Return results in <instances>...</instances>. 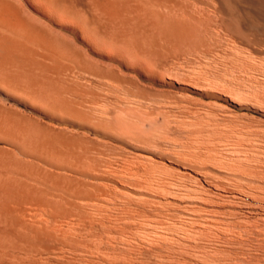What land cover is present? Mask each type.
Returning <instances> with one entry per match:
<instances>
[{
  "label": "rangeland",
  "instance_id": "1",
  "mask_svg": "<svg viewBox=\"0 0 264 264\" xmlns=\"http://www.w3.org/2000/svg\"><path fill=\"white\" fill-rule=\"evenodd\" d=\"M75 1H77L76 7L83 16L95 13L101 29L99 37L102 40L107 38L104 41H107L111 48L125 50L136 65L143 67L125 65L120 57L117 58L118 56L95 52L78 43L81 47L80 54L77 53V56L73 54L77 59L71 56L69 59L71 65L65 60L68 64L67 66L64 62L65 67L63 65L59 67L58 64L43 65V67L35 65L33 71H26L28 68L26 65H20L24 67V71L21 67H18V70L16 68L14 72L17 74L21 72L22 76L34 77V80L30 79L35 85L39 82L40 86L43 84L42 88L46 87L45 91L42 88V91L38 90L37 87L38 94L34 90L32 94L27 92L29 96L25 95L26 91L20 82V84L16 83L17 86L21 85L20 88L17 87L20 89L19 93L12 87L13 85L10 86L15 91L8 87L11 89H7L8 93L2 90L7 84L0 88L1 108L6 105L20 109L28 117L25 118V122L32 119L34 125L32 123L30 125L33 127L43 126L40 127L41 130L36 126L39 132L49 130L48 135L45 134L50 138L53 137V140L56 136L57 140L64 139L63 143L68 150L69 146L66 144L76 143L77 147L70 145L73 146L72 149L76 147L78 150L74 153L76 156L78 153L79 156L77 163L73 160L75 165H78L67 167L73 168L69 170L71 175L76 172L75 176L79 177V179L76 177L78 185L76 183L75 189L78 192L76 201H81L58 205V209L53 213L56 216L59 212L58 218L66 216L65 219L71 221L74 226L75 230H72V234L78 231L76 235H71L68 240L59 239L60 243L55 241L56 247L53 244L52 251L45 250L46 255H41L44 254V250L40 252L30 248L29 252V248H24V251L20 250L23 249L20 246L18 251V248L15 252L9 251L10 253L1 261L2 264H24V262L25 264H95L93 263L95 260L91 258L94 256L97 259L98 253L93 246L105 239L104 234L108 235V240L112 243H108L110 264H206V262L207 264H264V187L261 185L264 186V166H262L264 165V23L260 20L256 24L243 20L242 25L237 28L238 26L232 25L230 11L222 0H109L110 4L114 5L110 7L111 12L108 16H102L95 11L88 0ZM261 3L264 5L262 0H239L241 10L250 7L257 13L260 12ZM149 5L153 6V9ZM146 12L148 14H145ZM183 13L188 15H181ZM165 14H169L174 19L177 16L178 19L175 20L182 21V24L179 21L180 25L187 31L182 32L180 37L176 36V39H173L174 36L167 38L158 30L153 34L146 31L148 27L153 29L158 27ZM158 16H161L160 19ZM258 16L257 20L260 19ZM183 33L184 36L188 35L185 37L186 41ZM80 63H82L81 67ZM37 66L39 67L36 68ZM46 67L50 68L48 72L45 71ZM20 74L17 76L20 77ZM40 91L43 92V96L39 95ZM48 92L50 94L47 96ZM36 94L43 99L38 101L40 97L35 96ZM30 95L35 97L32 96V99ZM43 128L45 130H42ZM52 131H55V137L50 136ZM0 147L1 151L6 147V149L11 148L9 149L11 152L12 148L18 151L8 140L4 141L2 138ZM71 152H68V157L64 156L67 153L63 155L67 158H64L63 162H72L69 160L70 155V159H74ZM23 156L45 161L41 159L44 155L40 158V154V159L27 153ZM48 157L49 160L53 158ZM253 169V173L250 172ZM69 192L66 195L69 196ZM39 194L40 192L37 194L38 197ZM24 195H20L17 207L21 203V208L33 209L39 206L35 201L36 198L33 200L36 203L32 204L33 202H27L31 199V195L29 198L27 194ZM41 198L39 199L42 201ZM73 210L75 214L72 213ZM120 217L123 219L121 220ZM250 219L252 222L248 223ZM92 220L94 223L91 222ZM139 231L143 234H138ZM170 237H173L172 241ZM72 239L78 241L74 242ZM58 243L61 245L59 246ZM104 243L105 240L100 244ZM58 250L60 251L57 252ZM29 254L31 256L27 257ZM16 255L17 260H14ZM23 256L25 260H22ZM218 258L221 260H217ZM18 260L21 263H17Z\"/></svg>",
  "mask_w": 264,
  "mask_h": 264
},
{
  "label": "bare ground",
  "instance_id": "2",
  "mask_svg": "<svg viewBox=\"0 0 264 264\" xmlns=\"http://www.w3.org/2000/svg\"><path fill=\"white\" fill-rule=\"evenodd\" d=\"M89 2H91V6L92 8L97 11L98 13H100L102 16H108L109 12H111L110 7L113 6V2H111L113 5L110 4L109 0H88ZM87 1V2H88ZM113 1V0H112ZM116 1V0H115ZM156 1V0H155ZM167 1V0H166ZM223 3L227 6V8L230 11V17H231V23L232 25H236L238 26L237 28H239V25H242L243 20H249L251 22H256L257 21H262L264 23V5H260V12L257 13V11H255L253 8L250 7H246L244 8V10H241V6L239 4V0H222ZM264 2V0H262ZM76 2L75 0H0V88L5 87L7 84L6 88L2 89L3 91L7 92L8 87L11 88L10 85H13V88L17 89V92L20 90L17 87H21V85H23V89L26 91L25 95H28L27 92H30V94L34 93L33 91L38 89L41 90L42 85H39L40 82L36 85L35 83L31 80L34 77L31 76H22V73L20 71H22L24 69V67H21L23 65L28 66V68L26 69V71H33L35 65H39V66H47V65H55L58 64L59 67H62V65L64 64L65 60L69 63V59H71V56H73V58L77 59V53L78 55L80 54V50L81 47H79L81 43L84 46H86L88 49L90 50H94L95 52L99 51V52H103L102 54H111V55H115L118 56L117 58L120 57V59H122V62L125 63V65H130L132 66H138L135 64V62L125 53V50H118V49H113L110 47L109 43L107 41L102 40L99 37L100 31L101 29H99V25L98 22L96 20V15L95 13H88L86 14V16L82 15L80 13V11L78 10V8L76 7ZM130 2V1H129ZM152 2V1H151ZM165 1H163L164 3ZM158 3V2H157ZM156 3V4H157ZM133 4V3H132ZM164 5V4H163ZM150 6V5H149ZM168 6V4H167ZM151 7V6H150ZM153 7V6H152ZM151 7V9H153ZM165 7V6H164ZM182 7V6H181ZM112 8V7H111ZM146 8V7H145ZM148 8V7H147ZM169 8V7H168ZM173 8V7H172ZM171 8V9H172ZM110 9V10H109ZM133 9H135L133 7ZM150 9V8H149ZM82 10V8H81ZM86 10V9H85ZM118 11V9H116ZM170 10V9H168ZM87 11V10H86ZM162 11V10H160ZM164 11V9H163ZM179 11V10H178ZM182 12L184 11L181 10ZM154 12V11H152ZM83 13V12H82ZM165 13V11H164ZM244 13V14H243ZM261 13V14H260ZM145 14H148L147 12ZM153 14V13H152ZM158 15V13H156ZM173 14V13H172ZM191 14V13H190ZM259 14V16H258ZM110 15V14H109ZM118 15V14H117ZM127 15V14H126ZM136 15V14H135ZM154 15V14H153ZM162 15V14H161ZM174 15V14H173ZM177 15V14H175ZM181 15H185L184 13ZM188 15V14H187ZM185 15V16H187ZM148 16V15H147ZM152 16V15H150ZM258 16V18L260 19H256V17ZM114 17V16H112ZM116 17V16H115ZM114 17V18H115ZM158 16V19H160ZM163 20H161V24H158L156 28L153 29V27H148L146 28V31L150 32L153 34V32L155 33V31L158 30V32H160L162 35H164L165 37H173V39H176L178 37H180L182 32H186V28L180 25V22L182 24V21L180 20H175L178 19V17L176 16V18H172L169 14L168 15H164L162 16ZM126 18V17H125ZM152 18V17H151ZM186 18V17H185ZM110 19V18H109ZM112 19V18H111ZM141 20V18H139ZM154 19V18H153ZM157 19V21H158ZM114 20V19H113ZM129 20V19H128ZM182 20V18H181ZM190 20V19H189ZM104 21V20H103ZM155 21V20H154ZM180 21V22H179ZM118 22V21H117ZM135 22V21H134ZM187 22V21H186ZM189 22V21H188ZM195 22V21H194ZM101 23V22H100ZM191 23V22H190ZM114 24V23H113ZM145 24V23H144ZM148 24V23H147ZM254 24V25H255ZM153 25V24H152ZM188 25V24H187ZM198 25V24H197ZM231 25V26H232ZM253 25V26H254ZM147 27V26H146ZM208 27V26H207ZM115 28V27H114ZM183 28L185 31H183ZM129 29V28H128ZM140 29V28H139ZM207 29V28H206ZM114 30V29H113ZM104 31V30H103ZM137 31V30H136ZM140 31V30H139ZM196 31V30H195ZM239 31V29H238ZM107 32V31H106ZM115 32V30L113 31ZM143 32V31H142ZM191 32V31H190ZM198 32V31H197ZM103 33V32H102ZM185 33H183L184 36ZM187 34V33H186ZM105 35V33H104ZM102 36V35H101ZM188 35L184 36L185 37ZM191 36V35H190ZM194 36V35H193ZM104 37V36H103ZM134 37V35H133ZM152 37V35H151ZM176 37V38H175ZM125 39V37H123ZM153 38V37H152ZM162 38V37H160ZM158 39V38H157ZM172 39V38H171ZM129 40V39H128ZM153 40V39H152ZM151 40V41H152ZM166 40V39H164ZM183 40V39H182ZM113 41V38H112ZM163 41V40H162ZM169 41V40H168ZM171 41V40H170ZM177 41H179V38L177 39ZM186 41V39L184 40ZM191 42V41H190ZM151 43V42H150ZM162 43V42H161ZM164 43V41H163ZM167 43V42H166ZM176 43V40H175ZM155 44V43H154ZM174 44V43H173ZM171 45V44H170ZM121 46V45H120ZM152 46V44H151ZM162 46V45H161ZM160 47V46H159ZM171 47V46H170ZM176 47V46H175ZM79 48V49H78ZM149 49V48H148ZM152 49V48H151ZM156 49H158L156 47ZM155 49V51H156ZM83 50V49H82ZM79 51V52H77ZM87 51V50H86ZM76 55L74 57V55ZM157 56V55H156ZM158 58V57H157ZM68 59V60H67ZM75 59V60H76ZM79 59V58H78ZM86 59V58H85ZM74 60V61H75ZM147 60V59H146ZM73 61V60H72ZM81 61V60H80ZM91 62V61H90ZM96 62V61H95ZM66 63V62H65ZM78 63V62H77ZM80 63V67H81ZM95 64V63H94ZM98 64V63H97ZM21 65V66H20ZM33 67H32V66ZM65 65L68 66V64L66 63ZM69 65H71L69 63ZM76 65V64H75ZM150 65V64H149ZM14 66V67H12ZM17 66V67H15ZM39 66H37L36 68H38ZM64 66V65H63ZM79 66V65H78ZM140 66V67H139ZM139 68H142V65H139ZM18 67H21L22 70L18 71L20 73H16L14 72ZM31 67V69H30ZM41 67V68H42ZM65 67V66H64ZM76 67V66H75ZM157 67V66H156ZM20 68V69H21ZM47 69H45V71L47 70V72L50 70V68L46 67ZM55 68V66H54ZM68 68V67H67ZM93 68V65H92ZM29 69V70H28ZM49 69V70H48ZM25 70V69H24ZM23 70V71H24ZM44 70V69H43ZM41 70V71H43ZM157 70V69H156ZM25 71V72H26ZM40 71V72H41ZM70 71V70H69ZM44 72V73H47ZM43 73V74H44ZM69 73V72H68ZM67 73V74H68ZM158 73V72H157ZM20 74V77L17 75ZM28 74V73H27ZM78 74V73H77ZM153 74V73H152ZM26 75V74H25ZM68 75H72V74H68ZM92 75V74H91ZM208 75V74H207ZM215 75V74H213ZM75 76V73H74ZM77 76V75H76ZM19 77V78H18ZM29 77V78H28ZM93 77V76H92ZM202 77V76H201ZM213 77V76H212ZM216 77V75H215ZM31 78V79H30ZM210 78V77H209ZM236 78V77H235ZM80 79V78H79ZM208 79V78H207ZM34 80V79H33ZM78 80V79H77ZM87 80V79H86ZM204 80V78H203ZM213 80V79H212ZM40 81V80H37ZM63 81V80H62ZM90 81V80H89ZM105 81V80H104ZM207 81V80H206ZM214 81V80H213ZM217 81V80H215ZM219 81V80H218ZM258 81V80H257ZM15 82V83H14ZM21 85H16V83ZM71 82V81H70ZM106 82V81H105ZM109 82V81H107ZM13 83V84H12ZM214 83V82H213ZM88 84V83H87ZM15 85V86H14ZM3 86V87H2ZM114 86V85H113ZM38 87V88H37ZM11 88L13 91H15V89ZM45 88L43 86L42 90ZM8 89V90H11ZM257 89V88H256ZM1 90V89H0ZM23 90V92H24ZM41 90V91H42ZM49 89H47L48 91ZM255 90V89H254ZM39 93V95L43 96V92ZM57 91V90H56ZM60 91V90H59ZM64 91V90H63ZM37 94L38 91L36 90ZM55 92V90L53 91ZM58 92V91H57ZM61 92V91H60ZM258 91H256L257 93ZM11 92L9 91V94ZM19 93V92H18ZM21 93V92H20ZM254 93V91H253ZM255 93V94H256ZM262 93V92H261ZM264 93V92H263ZM262 93V94H263ZM37 94L35 96H37ZM50 93L48 92L47 96ZM14 94H12L13 96ZM23 95V96H25ZM67 95V94H66ZM258 95V94H257ZM256 95V96H257ZM16 96V94L14 95V97ZM18 96V95H17ZM29 96V95H28ZM31 98L33 95H30ZM33 96V97H35ZM41 96H37L40 97L38 99V101H41L43 98ZM61 96V95H60ZM262 96V95H261ZM259 97V96H258ZM28 98V97H26ZM25 98V99H26ZM42 98V99H41ZM24 99V100H25ZM30 99V97H29ZM33 99V98H32ZM30 99V100H32ZM264 99V98H263ZM262 99V101H263ZM20 100V99H18ZM22 100V99H21ZM27 101V99H26ZM35 101V98L34 100ZM3 102V101H2ZM31 102V101H30ZM5 103V102H4ZM29 103V102H28ZM33 103V102H31ZM35 103V102H34ZM78 103V102H77ZM6 104V103H5ZM4 104V105H5ZM30 105V104H28ZM11 106V105H10ZM33 106V105H32ZM25 118L26 117V113H24L23 111H21L20 109H15V108H10L9 106L6 107L2 106V108L0 107V139L2 138V140L7 141L13 145L15 148H17L18 151H15L14 148H12V152L9 151V149L5 150H0V264H2L3 262H1L3 260L4 257L7 256V254H9L11 250H14V252L16 251L15 249L20 247L23 249L18 248L17 251L20 250H24L26 248H29L28 251L30 252V248L33 250H38L41 252V250H44L43 253L45 252V250H50L52 251L53 247L52 245L55 244L54 247H56V243L59 242V239H69V237L71 235H76V233L72 234V230L74 229L73 224H71L72 222L65 219V217H60L58 218L56 214V216H54L55 213L54 210L58 209V205L61 204H72L77 200L78 197V192L77 189H75L76 187V183L78 185V176H75V174H70V169L68 168L69 166H73V164L75 165V162L77 163V158H79L78 153L77 156L76 153L78 150H76V143H68L66 144L67 148L65 147V144L63 143V141H60V139H56L58 138L57 136H54L55 131L50 132L51 134L53 133V135L50 134V136H54L55 140H53L52 138H50L48 135L49 130H46L44 133L41 131L39 132L40 127L42 128L43 126H36L33 127L32 125H34V121H29L25 122ZM39 122V121H38ZM42 122V121H41ZM29 123V124H28ZM32 123V125H30ZM36 124V123H35ZM39 124V123H38ZM41 125V123H40ZM204 127V126H203ZM57 128V127H56ZM55 128V129H56ZM205 128V127H204ZM207 128V127H206ZM50 129V128H49ZM54 129V130H55ZM41 130V129H40ZM42 130H45L44 128ZM201 130V129H200ZM210 130V129H209ZM48 131V132H47ZM202 131V130H201ZM65 132V131H64ZM200 132V131H199ZM47 135H46V134ZM58 136L59 133H57ZM56 134V135H57ZM71 134V133H70ZM217 134V133H216ZM162 135V134H161ZM203 134H201L202 136ZM210 136V134H208ZM198 136V135H197ZM212 136V135H211ZM68 137V136H67ZM172 137V136H171ZM204 137V136H203ZM6 140H5V139ZM197 138V137H196ZM210 140H208L209 142ZM66 142V141H65ZM199 142V141H198ZM197 142V143H198ZM205 143V141H202ZM220 142V141H219ZM213 143V142H212ZM222 143V142H220ZM8 144V143H7ZM75 145V149L73 151L71 145ZM199 144V143H198ZM196 144V145H198ZM209 144V143H208ZM206 144V145H208ZM214 144V143H213ZM224 144V143H223ZM203 145V144H202ZM205 145V144H204ZM210 145V144H209ZM228 145V144H227ZM200 146V145H199ZM212 146V145H211ZM204 147V146H203ZM214 147V146H213ZM232 147V146H231ZM70 148L72 150H70ZM82 148V147H81ZM0 149H2L0 147ZM210 149V147H209ZM212 149V148H211ZM228 149V148H227ZM14 150V152H13ZM204 150V149H203ZM217 150V149H216ZM4 151V152H3ZM8 151V152H7ZM72 151V152H71ZM80 151V150H79ZM189 151V150H188ZM197 151V150H194ZM199 151V150H198ZM205 151V150H204ZM202 151V152H204ZM208 151V150H206ZM224 151V150H223ZM258 151V150H257ZM19 152V155H18ZM68 152L72 153V156L74 159H70L71 155L69 156V160L71 161H65L63 162L67 155ZM192 152V151H191ZM214 152V149L213 151ZM230 152V151H229ZM235 152V151H234ZM244 152V151H243ZM246 152V151H245ZM24 153L30 154L31 156H35L37 158H39V154H40V158L41 155L43 156L41 159H44L45 161H47V163L41 162L40 160H37L36 158L34 159L33 157L30 156H23ZM67 153V154H66ZM70 153V154H71ZM197 153V152H196ZM206 153V152H204ZM258 153V152H257ZM66 154V155H64ZM74 154V155H73ZM184 154V153H181ZM192 154V153H191ZM202 154V153H201ZM209 154V153H208ZM207 154V157H208ZM211 154V153H210ZM216 154V153H215ZM218 154V153H217ZM235 154V153H234ZM65 157H64V156ZM93 155V154H92ZM193 155V154H192ZM191 155V156H192ZM197 155V154H196ZM203 155V154H202ZM201 155V156H202ZM229 155V154H228ZM231 155V154H230ZM245 155V154H244ZM243 155V156H244ZM263 155V154H262ZM45 156H51V160H49L47 157L45 158ZM63 156V158H62ZM88 156V155H87ZM97 156V155H96ZM187 156L188 153H187ZM195 156V155H193ZM213 155H211L212 157ZM217 156V155H216ZM238 156V155H237ZM260 156V155H259ZM264 156V155H263ZM58 157V158H57ZM68 157V156H67ZM111 157V156H110ZM203 157V156H202ZM206 157V156H204ZM214 157V156H213ZM218 157V156H217ZM220 157V156H219ZM225 157V155H224ZM229 157V156H228ZM39 158V159H40ZM56 158V159H54ZM60 158V159H59ZM65 158V159H64ZM85 158V157H84ZM188 158V157H187ZM197 158V157H196ZM226 158V157H225ZM224 158V159H225ZM250 158V157H249ZM252 158V157H251ZM260 158V157H259ZM258 158V159H259ZM54 159V160H53ZM62 159V160H61ZM64 159V160H63ZM110 159V158H109ZM195 159V158H194ZM200 159V158H199ZM222 159V160H224ZM255 159V158H254ZM75 162H74V161ZM103 160V159H102ZM193 160V159H192ZM215 160V159H214ZM231 160V159H230ZM43 161V160H42ZM49 161V162H48ZM88 161V160H87ZM96 161V160H94ZM191 161V160H190ZM212 161V160H211ZM226 161V160H225ZM51 162V163H50ZM120 162V161H119ZM139 162V161H138ZM217 162V161H216ZM222 162V161H221ZM239 162V161H238ZM249 162V161H248ZM251 162V160H250ZM264 162V161H263ZM85 163V162H84ZM225 163V162H223ZM227 163V162H226ZM225 163V164H226ZM241 163V162H240ZM257 163V162H256ZM255 163V164H256ZM125 164V163H124ZM211 164V163H209ZM215 164V163H214ZM232 164V162H231ZM247 164V163H245ZM78 164H76L75 166H77ZM88 165V164H87ZM89 165H91V161H89ZM109 165V164H108ZM205 165V164H204ZM68 166V167H67ZM74 166V168H75ZM107 166V165H105ZM112 166V165H111ZM148 166V165H147ZM232 166V165H231ZM241 166V165H240ZM262 166H264L262 164ZM127 167V166H126ZM234 167V166H233ZM232 167V169H233ZM248 167V166H245ZM77 168V167H76ZM131 168V166H130ZM138 168V167H137ZM231 168V167H230ZM249 168V167H248ZM247 168V169H248ZM264 168V167H263ZM90 169V168H89ZM92 169V168H91ZM105 169V168H104ZM123 169V168H122ZM129 169V167H128ZM156 169V168H154ZM245 169V170H247ZM73 170V168L71 169ZM76 170V169H74ZM119 170V169H117ZM163 170V169H162ZM69 171V173H68ZM107 171V170H106ZM154 171V170H151ZM241 171V170H240ZM254 171L250 170V172ZM73 172V173H74ZM97 172V171H96ZM95 172V175H96ZM143 172V171H142ZM249 172V173H250ZM263 172V171H262ZM83 173V172H81ZM128 173V172H127ZM134 173V172H133ZM137 173V171H136ZM139 173V172H138ZM207 173V172H206ZM150 174V173H149ZM153 174V173H152ZM151 174V175H152ZM156 174V173H155ZM239 174V173H238ZM243 174V173H242ZM260 172H259V176H260ZM91 175V173H90ZM118 175V174H117ZM146 175V173H145ZM250 175V174H249ZM253 175V174H252ZM257 175V173H256ZM92 176V175H91ZM103 176V174H102ZM147 176V175H146ZM255 176V174H254ZM258 176V175H257ZM263 175H261L262 177ZM78 179H77V178ZM99 177V176H98ZM106 177V176H105ZM125 177V176H124ZM139 177V176H138ZM144 177V175H143ZM209 177V176H208ZM133 178V177H132ZM148 177H146L147 179ZM151 178V177H150ZM84 179V177H83ZM128 179V178H126ZM140 179H142V177L140 176ZM145 179V180H146ZM159 179V178H158ZM158 179H157V183H158ZM169 179V178H168ZM199 179V178H198ZM211 179V178H210ZM152 180V179H151ZM207 181H209L208 179H206ZM263 180V179H261ZM141 181V180H140ZM144 181V180H143ZM149 181V178H148ZM162 181V180H161ZM196 181V180H195ZM252 181V180H251ZM89 182V181H88ZM93 182V181H92ZM132 182V181H131ZM137 182V181H136ZM147 182V181H146ZM160 182V181H159ZM170 182V181H169ZM172 182V181H171ZM199 182V180H198ZM201 182V181H200ZM231 182V181H230ZM247 182V181H246ZM264 182V181H263ZM166 183V182H165ZM232 183V182H231ZM251 183V182H250ZM262 183V182H261ZM93 184V183H92ZM108 184V183H107ZM111 184V183H110ZM129 184V183H128ZM159 184V183H158ZM163 184V181H162ZM161 184V185H162ZM212 184V183H210ZM106 185V184H105ZM137 185V184H136ZM243 185V184H242ZM251 185V184H250ZM262 187L263 184H261ZM120 186V185H119ZM163 186V185H162ZM165 186V185H164ZM170 187V185H168ZM203 186V185H202ZM219 186V185H218ZM248 186V185H247ZM80 187V186H79ZM105 187V186H104ZM107 187V185H106ZM109 187V186H108ZM143 187V186H142ZM141 187V188H142ZM147 187V186H146ZM150 187V186H149ZM148 187V188H149ZM174 187V186H173ZM176 187V186H175ZM204 187V186H203ZM206 187V186H205ZM232 187V186H231ZM255 187V186H254ZM260 187V186H259ZM74 188V189H73ZM165 188V187H164ZM237 188V187H236ZM73 189V191L71 190ZM81 189V188H80ZM110 189V188H109ZM127 189V188H126ZM147 189V188H146ZM152 189V188H151ZM184 189V188H183ZM192 189V188H191ZM72 191V192H69ZM118 190V189H117ZM153 190V189H152ZM236 190V189H235ZM239 189H237L238 191ZM244 190V189H243ZM261 190V189H260ZM263 190V189H262ZM80 191V190H79ZM90 191V190H89ZM93 191V190H92ZM160 191V189L158 190ZM167 190H165L166 192ZM38 192H40V196L43 198V200L41 201L39 198H41L40 196L38 197ZM69 192V196L66 195ZM98 192V191H97ZM83 193V192H82ZM89 193V192H88ZM113 193V192H112ZM169 194L171 192H168ZM27 194L26 196L29 198V195H31V199H29V201L32 204H35L37 201V205L39 204V206H37V208H31L30 206V210L28 207H20L22 205L18 207L17 205V201L20 198V195H24ZM103 195V193H101ZM108 194V193H107ZM117 194V193H116ZM86 195V194H85ZM89 195V194H88ZM99 195V194H98ZM109 195V194H108ZM249 195V194H248ZM34 196V198H32ZM97 196V195H96ZM101 196V195H100ZM252 196V195H251ZM255 196V195H254ZM23 197V196H22ZM25 197V195H24ZM81 197V196H80ZM79 197V198H80ZM110 197V196H109ZM112 197V196H111ZM240 197V195H239ZM36 198L35 201H33ZM41 198V199H42ZM89 198V197H87ZM108 198V197H107ZM27 198L25 197V200ZM83 199V198H82ZM85 199V197H84ZM22 200V199H21ZM24 200V202H25ZM104 200V199H103ZM109 200V199H108ZM256 200V199H255ZM98 201V198H97ZM262 201V200H261ZM22 202V201H20ZM77 202V201H76ZM78 202H81L78 200ZM77 202V203H78ZM162 202V201H161ZM85 203V202H84ZM88 203V202H86ZM116 203V202H115ZM67 204V206H69ZM96 204V203H95ZM141 204V203H140ZM254 204V203H253ZM76 205V204H74ZM83 205V204H82ZM80 205V206H82ZM26 206V204H25ZM62 206V205H61ZM65 205H63L64 207ZM93 206V205H91ZM99 206V205H96ZM257 206V205H256ZM34 207V206H33ZM60 207V206H59ZM85 207V206H84ZM95 207V206H94ZM103 207V206H102ZM101 207V208H102ZM164 207V206H163ZM162 207V208H163ZM28 208V209H27ZM66 208V207H65ZM68 208V207H67ZM66 208V209H67ZM74 207H72L73 209ZM82 208V207H81ZM107 208V207H106ZM138 208V207H137ZM64 209V208H63ZM62 209V210H63ZM87 209V207L85 208ZM94 209V208H93ZM92 209V210H93ZM96 209V208H95ZM98 209V208H97ZM108 209V208H107ZM257 209V208H256ZM113 210V209H112ZM123 210V209H122ZM128 210V209H127ZM126 210V211H127ZM130 210V209H129ZM56 211V210H55ZM72 211V210H70ZM69 212V210H68ZM78 213V210L76 211ZM80 212V211H79ZM94 212V211H93ZM123 212V211H122ZM161 212V211H160ZM61 213V210H60ZM63 213V212H62ZM67 213V212H66ZM74 213V210L73 212ZM76 213V214H77ZM126 213V212H125ZM128 213L131 214V212L128 211ZM134 213V212H133ZM168 213V212H167ZM259 213V212H258ZM75 214V213H74ZM84 214V213H83ZM88 214V213H87ZM98 214V212H97ZM95 214V215H97ZM103 214V213H102ZM105 214V212H104ZM109 214V213H108ZM127 214V213H126ZM158 214V213H157ZM160 214V213H159ZM164 214V213H163ZM166 214V213H165ZM67 215V214H66ZM92 215V214H91ZM123 215V213H122ZM246 215V214H245ZM255 215V214H254ZM61 216V215H60ZM81 216V214H80ZM85 216V215H84ZM90 216V213L89 215ZM130 216V215H129ZM139 216V215H138ZM161 216V215H160ZM170 216V215H169ZM86 217V216H85ZM94 217V215H93ZM99 217V216H98ZM117 217V216H116ZM125 217V215H124ZM259 217V216H258ZM71 218V217H70ZM104 218V216H103ZM111 218V217H110ZM121 218V217H120ZM128 218V217H127ZM77 219V218H76ZM98 219V218H97ZM96 219V220H97ZM123 218H121L122 220ZM144 219V218H143ZM153 219V218H152ZM160 219V218H159ZM85 220V218H84ZM91 220V219H90ZM95 220V219H94ZM263 220V219H261ZM98 221V220H97ZM112 221V220H111ZM110 221V222H111ZM118 221V220H117ZM120 221V220H119ZM151 221V220H150ZM165 221V220H164ZM169 221V220H168ZM215 221V220H214ZM87 222V221H86ZM93 222V220L91 221ZM99 222V221H98ZM102 222V221H101ZM100 222V223H101ZM131 222V221H130ZM163 222V221H162ZM252 222L251 219L248 223ZM257 222V221H256ZM76 223V222H75ZM82 223V222H81ZM85 223V222H84ZM83 223V224H84ZM94 223V222H93ZM96 223V221H95ZM135 223V222H134ZM142 223V222H140ZM172 223V222H171ZM184 223V222H183ZM237 223V222H235ZM245 223V222H244ZM262 223V222H261ZM102 224V223H101ZM116 224V222L114 223ZM144 224V223H143ZM202 224V223H200ZM210 224V223H209ZM104 225V224H103ZM107 225V224H105ZM131 225V224H130ZM134 225V224H133ZM145 225V224H144ZM147 225V224H146ZM150 225V224H149ZM171 225V224H169ZM175 225V224H174ZM183 225V224H182ZM208 225V224H207ZM224 225V224H223ZM231 225V224H230ZM242 225V224H241ZM246 225V224H245ZM254 225V223H253ZM257 225V224H256ZM99 226V225H98ZM120 226V225H119ZM132 226V225H131ZM151 226V225H150ZM158 226V225H157ZM165 226V225H164ZM189 226V225H188ZM200 226V225H199ZM206 226V225H205ZM209 226V225H208ZM234 226V224H233ZM260 226V225H259ZM112 227V226H111ZM117 227V226H116ZM163 227V226H162ZM161 227V229H162ZM172 227V225H171ZM183 227V226H182ZM182 227L180 229H182ZM217 227V226H216ZM215 227V228H216ZM79 228V226H78ZM83 228V227H82ZM95 228V227H94ZM93 228V231H94ZM98 228V227H97ZM104 228V227H103ZM102 228V229H103ZM125 228V227H124ZM130 228V227H129ZM157 228V227H155ZM165 228V227H164ZM169 228V226L167 227ZM204 228V227H203ZM264 228V227H263ZM116 229V228H115ZM137 229V228H136ZM160 229V230H161ZM187 229V228H186ZM200 229V228H197ZM212 229V228H211ZM210 229V230H211ZM221 229V228H220ZM233 229V227H232ZM242 229V227H241ZM81 230V229H80ZM92 230V229H91ZM126 230V229H125ZM139 230V228H138ZM209 230V231H210ZM100 231V230H99ZM110 231V230H108ZM130 231V230H129ZM165 231V230H164ZM181 231V230H180ZM194 231V230H193ZM198 231V230H197ZM222 231V230H221ZM230 231V230H229ZM237 231V230H236ZM250 231V230H249ZM135 232V231H134ZM153 232V231H152ZM174 232V231H173ZM202 232V231H201ZM213 232V231H212ZM211 232V233H212ZM248 232V231H247ZM82 233H84V231H82ZM97 233V232H95ZM126 233V232H125ZM124 233V234H125ZM156 233V232H155ZM217 233V232H216ZM229 233V232H228ZM231 233V232H230ZM243 233V232H242ZM264 233V232H263ZM138 234H143L139 231ZM137 234V235H138ZM171 234V233H170ZM175 234V233H173ZM200 234V233H199ZM202 234V233H201ZM219 234V233H218ZM232 234V233H231ZM244 234V233H243ZM246 234V233H245ZM83 235V234H82ZM91 235V234H90ZM93 235V234H92ZM102 235V234H101ZM100 235V236H101ZM105 235V236H104ZM103 236L105 237V239H101L104 241L105 243L103 245H101L100 243L103 241H99V244H96V242L94 243L95 246H93L94 250H97L95 252L98 253V255L96 256L97 259H94L95 261L93 263L95 264H110V256H109V250H108V243L109 242V238L108 235L104 234ZM136 235V233L134 234ZM150 235V234H149ZM156 235V234H155ZM162 235V234H161ZM188 235V234H187ZM212 235V234H211ZM262 235V234H261ZM139 236V235H138ZM180 236V235H179ZM192 236V235H191ZM197 236V235H196ZM251 236V235H250ZM96 237V236H95ZM112 237V235H111ZM118 237V236H117ZM145 237V236H144ZM151 237V236H150ZM161 237V236H159ZM167 237V235H166ZM184 237V236H183ZM195 237V236H194ZM248 237V236H247ZM113 238V237H112ZM116 238V237H115ZM124 238V237H123ZM122 238V239H123ZM140 238V237H139ZM147 238V236L145 237ZM155 238V237H153ZM152 238V239H153ZM168 238V237H167ZM186 238V237H185ZM75 239V238H73ZM72 239V240H73ZM98 239V238H97ZM121 239V240H122ZM137 239V238H136ZM171 241L173 240V237H170ZM188 239V238H186ZM197 239V238H196ZM216 239V238H215ZM226 239V238H224ZM228 239V238H227ZM95 240V239H93ZM114 240V239H113ZM149 240V239H147ZM165 240V238H164ZM179 239H177L178 241ZM192 240V237H191ZM195 240V239H194ZM55 241H57L55 243ZM74 242L76 240H73ZM78 241V240H77ZM76 241V242H77ZM112 241V240H111ZM124 241V240H123ZM134 241V240H133ZM139 241V240H137ZM167 241V240H166ZM175 241V240H174ZM222 241V240H221ZM230 241V240H229ZM62 242V241H61ZM67 242V241H66ZM70 242V241H69ZM91 242H93L91 240ZM125 242V241H124ZM131 242V241H130ZM129 242V243H130ZM152 242V241H151ZM157 242V240H156ZM155 242V243H156ZM169 242V241H168ZM180 242V241H179ZM60 243V242H59ZM58 243V244H59ZM79 243V242H78ZM76 243V244H78ZM83 243V242H82ZM127 243V242H126ZM134 243V242H133ZM139 243V242H136ZM149 243V242H148ZM154 243V242H153ZM162 243V242H161ZM75 244V245H76ZM87 244V243H86ZM112 244V243H111ZM110 244V245H111ZM124 244V243H123ZM131 244V243H130ZM175 244V243H174ZM184 244V243H183ZM188 244V243H187ZM22 245H24L22 247ZM61 244H59L60 246ZM64 245V244H62ZM71 245V244H70ZM114 245V244H113ZM112 245V246H113ZM220 245V244H219ZM66 246V245H65ZM68 246V245H67ZM78 246V245H77ZM86 246V245H85ZM90 246V245H89ZM149 246V245H148ZM156 246V245H155ZM173 246V245H172ZM171 246V247H172ZM177 246V245H175ZM179 246V245H178ZM182 246V245H181ZM186 246V244L184 245ZM183 246V247H184ZM218 246V245H217ZM63 247V246H62ZM73 247V244H72ZM88 247V246H87ZM86 247V248H87ZM174 247V246H173ZM188 247V246H187ZM216 247V246H215ZM25 248V249H24ZM64 248V247H63ZM71 248V246H70ZM69 248V249H70ZM116 248V247H115ZM120 248V247H119ZM124 248V247H123ZM126 248V247H125ZM143 248V247H142ZM181 248V247H180ZM55 249V248H54ZM67 250H69L68 248H66ZM65 249V250H66ZM91 249V248H90ZM133 250H135L132 247ZM144 249V248H143ZM149 249V248H148ZM166 249H168L166 247ZM193 249V248H192ZM85 250V249H84ZM117 250V248H116ZM129 250V249H128ZM145 250V249H144ZM185 250V249H184ZM210 250V249H209ZM213 250V249H212ZM219 250V249H218ZM37 252L36 255H38L39 253ZM56 251V249L54 250ZM60 250H58L57 252H59ZM76 251V250H75ZM89 251V250H87ZM113 251V250H112ZM120 251V250H119ZM183 251V250H182ZM199 251V250H198ZM207 251V250H206ZM23 252V251H22ZM28 252V253H29ZM47 252V251H46ZM71 252V251H70ZM73 252V251H72ZM94 252V251H93ZM116 252V251H115ZM121 252V251H120ZM133 252V251H132ZM138 252V250H137ZM13 253V251H12ZM32 253V252H31ZM49 253V252H48ZM52 253V252H51ZM49 253V254H51ZM54 253V252H53ZM76 253V252H75ZM83 253V252H82ZM89 253V252H87ZM190 253V252H188ZM211 253V252H210ZM33 254V253H32ZM35 254V252H34ZM33 254V255H34ZM72 254V253H71ZM78 254V253H76ZM167 254V253H166ZM214 254V253H213ZM221 254V253H220ZM14 255V254H13ZM32 255V256H33ZM41 255H46L45 253ZM39 255V256H41ZM73 255V254H72ZM89 255V254H88ZM142 255V254H141ZM164 255V254H163ZM181 255V254H180ZM186 255V254H185ZM189 255V254H188ZM219 255V254H218ZM27 256V255H26ZM31 256V254H29L27 257ZM116 256V255H115ZM127 256V255H126ZM137 256V255H136ZM160 256V255H159ZM25 257V258H27ZM68 257V256H67ZM73 257V256H72ZM82 257V256H81ZM123 257V256H122ZM121 257V258H122ZM162 257V256H161ZM164 257V256H163ZM216 257V256H215ZM221 257V256H220ZM228 257V256H227ZM226 257V258H227ZM8 258V257H7ZM10 258V257H9ZM21 258V256H20ZM40 258V257H39ZM46 258V257H45ZM57 258V257H56ZM64 258V257H63ZM89 258V257H88ZM124 258V257H123ZM156 258V257H155ZM158 258V257H157ZM171 258V257H170ZM177 258V257H176ZM231 258V257H230ZM234 258V257H233ZM258 258V257H257ZM24 259V256L22 258V260ZM34 260L36 258H33ZM42 259V257H41ZM85 259V258H84ZM115 259V258H114ZM117 259V258H116ZM163 258H161L162 260ZM216 259V258H215ZM17 260V255H16V259ZM25 260V259H24ZM27 260H30L29 258H27ZM53 260V259H52ZM59 260V259H58ZM68 260V259H67ZM88 260V259H86ZM118 260V259H117ZM157 260V259H156ZM170 260V259H169ZM179 260V259H177ZM217 260H221V259H217ZM223 260V258H222ZM228 260V259H227ZM38 261V259H37ZM41 261V260H40ZM45 261V260H44ZM43 261V262H44ZM64 261V260H63ZM84 261V260H83ZM114 261V260H113ZM133 261V260H132ZM167 261V260H165ZM186 261V260H185ZM189 261V260H188ZM208 261V260H207ZM214 261V260H212ZM216 261V260H215ZM5 262V261H4ZM30 262V261H29ZM42 262V261H41ZM72 262V261H71ZM82 262V260H81ZM91 262V261H90ZM160 262V261H159ZM162 262V261H161ZM209 262V261H208ZM17 263H21L20 260H18ZM23 263V262H22ZM35 263V261H34ZM50 263V262H49ZM83 263V262H82ZM88 263V262H87ZM167 263V262H166ZM203 263V262H201ZM215 263V262H214ZM219 263V262H218ZM228 263V262H227ZM259 263V260H258ZM15 264V263H14ZM25 264V262H24ZM29 264V263H28ZM48 264V263H47ZM54 264V263H53ZM56 264V263H55ZM76 264V263H75ZM90 264V263H88ZM124 264V263H123ZM126 264V263H125ZM132 264V263H131ZM187 264V263H186ZM190 264V263H189ZM207 264V262H206ZM209 264V263H208ZM211 264V263H210ZM213 264V263H212ZM220 264V263H219ZM223 264V263H222Z\"/></svg>",
  "mask_w": 264,
  "mask_h": 264
}]
</instances>
